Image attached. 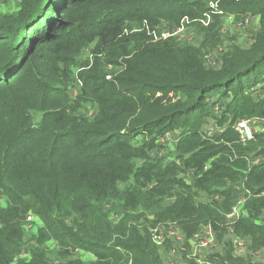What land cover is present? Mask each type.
<instances>
[{"label": "trees", "instance_id": "16d2710c", "mask_svg": "<svg viewBox=\"0 0 264 264\" xmlns=\"http://www.w3.org/2000/svg\"><path fill=\"white\" fill-rule=\"evenodd\" d=\"M221 3L257 15L259 27L250 46L229 50L218 68L206 67L199 50L177 52L171 39L154 36L161 20L206 12L198 0H20L15 13L0 14V264H52L42 248L48 240L65 253L91 252V264H165L150 225L176 220L187 238L203 222L222 227L243 180L257 197L248 199L250 214L264 210V164L248 163L252 152L264 154L259 135L243 146L228 130L216 143L198 132L208 99L214 105L229 92L221 115L264 116V102L245 94L264 88V0ZM91 44L93 63L77 74L83 86L73 103L66 84ZM110 64L118 69L107 78ZM89 103L93 118L84 114ZM175 129L174 160H152L156 141ZM189 169L196 177L186 185L179 176ZM196 192L215 197L200 201ZM106 206L123 213L117 223ZM29 212L43 225L31 258L14 260ZM232 232L264 247V220L241 216ZM219 262L250 264L230 253Z\"/></svg>", "mask_w": 264, "mask_h": 264}, {"label": "rangeland", "instance_id": "374dc122", "mask_svg": "<svg viewBox=\"0 0 264 264\" xmlns=\"http://www.w3.org/2000/svg\"><path fill=\"white\" fill-rule=\"evenodd\" d=\"M198 1L202 3L203 9H207L206 12H203L201 16L193 19L184 17L180 19L174 18L161 20L155 29L154 36L171 39L177 52H180L187 47L199 50L201 59L206 67L218 68L222 63L223 57L229 50L231 51L232 48L244 49L250 46L259 27L258 16L252 13L238 14L227 12L222 8L221 5L223 0ZM19 9L20 0H0V14L15 13ZM195 9L197 8L195 7ZM92 46L93 44L82 49L78 58L79 64L78 66H74L72 80L66 84L65 91L68 95V98L73 101V103L76 102L79 90L83 86V83L77 74L83 72L84 69H88L93 63V56L91 54ZM85 63L88 65L85 67H79V65ZM117 69L118 68L115 64H110L108 67L106 66V77L111 78ZM231 94L232 92H229L227 97L223 98L221 101H218L214 105H211L213 98L208 99V106L211 107L210 114L204 116L200 126L198 127L200 137L202 139L209 140L210 142H215L216 138L226 130L230 131L231 135L234 134V136L236 135V137H238L234 130L236 122L239 120H248L249 123L257 127L259 131L256 132L255 135H259V138L264 141V116L261 117L253 115L239 119H232L231 114L225 113L224 115H221V111L224 110V104L228 101H231ZM245 94L252 101L264 102V88L262 90L253 88V90L248 93L245 91ZM96 113V105L89 103L85 108L84 114L89 118H93ZM218 119H221L222 123H219ZM178 135L179 130L175 129L173 131L166 132L161 138H159L156 141L157 148L150 152L151 159H159L161 161L163 160L162 163H167L168 161L174 160L175 155L179 153L177 150ZM255 138L256 137L254 136L251 140L245 142H241L239 138H237V143L243 146L251 145L250 141L254 140ZM143 139L144 137H142L141 134H138L135 137V141L138 142L142 141ZM133 143L135 144L136 142ZM252 143L258 144V139ZM259 148L260 146L257 147V149ZM248 157H251L250 159L248 158V163L250 164H264V154L256 155V152H252ZM214 158L215 157L210 158L206 162L205 166L207 168L212 166ZM179 177H181V180L186 185L191 184L196 177L195 171L189 169L185 174H180ZM240 183V189L237 185L233 187L238 192H236L235 198L232 200L231 207L234 206L238 200H242V205L240 207L241 216L244 218H252L253 221L257 223L263 221L264 210H260L257 215L255 212L250 214L249 205H254L255 201L251 200L249 201V204L248 199H254L257 197H253L250 189H245V180L240 181ZM173 191H181V189L173 188ZM188 191L192 192L197 190ZM258 195H261L262 198L264 197V188L259 191ZM194 197L197 200L206 201L212 199V197L214 199L215 195L211 196L196 192ZM218 198L219 197L215 199L218 200ZM4 204L5 202L3 198L0 197V206ZM104 209L106 212L109 210V219L113 223H117L123 216L122 212L110 210L109 206H106ZM28 214L33 215L31 212ZM133 214H141V210L135 209L133 210ZM33 216L34 218L31 220V222H25L23 224V243L19 248V251L15 253L14 260H28L31 258L30 245H34V243H36L35 237L39 232V228L43 225L39 218H37L35 215ZM226 216L225 223L228 225V227H232L230 222L233 220ZM145 217L147 219H151L153 218V213L151 211H147L145 212ZM142 220L143 218H140L138 223ZM155 225L159 227L163 237L165 238V246L159 248V252L162 254L165 264H198L196 262L198 260L202 261L204 264L205 262L208 264H222L219 261L223 260V257H225L227 253L235 256V258H242L245 261L250 262V264H264V247L259 248L253 246L250 238L248 237H240L235 235L241 240H233V236L230 237L227 230L224 229L226 227L223 225V223L222 227L219 225L217 229L213 230L215 234L214 240L210 245H206L207 247L204 248L197 247V245L205 237L204 230L207 229L205 227L210 226L212 228L210 223L203 222L199 224L195 232V234H197L188 238L185 236L186 239L182 245L175 241V233H177V230L180 229L183 232V228L176 220L166 219L163 222H157L154 225H150V227ZM150 227H148L149 230L151 229ZM42 248L47 252L48 256H50L49 261L52 262V264H61L72 260L78 262L79 264H91L96 260V257L91 252L82 249L69 248L65 253V250H62V248L54 240L45 241ZM171 249H174V251L172 252ZM59 250H61V257H59L58 254ZM130 263L131 262L129 261L126 264Z\"/></svg>", "mask_w": 264, "mask_h": 264}, {"label": "built area", "instance_id": "2783aa9c", "mask_svg": "<svg viewBox=\"0 0 264 264\" xmlns=\"http://www.w3.org/2000/svg\"><path fill=\"white\" fill-rule=\"evenodd\" d=\"M234 130L238 135V138L241 142H245L248 140H251L254 136L256 132H259L257 127H255L254 125H252L251 123H249L248 120H239L238 122H236L235 126H234ZM242 205V200H238L235 205L231 208L230 213L227 214L226 217L231 218L233 221L230 222V224L232 225L239 217H241V213H240V207ZM34 218L33 215L28 214L26 217V222H31V220ZM227 225V224H226ZM228 227V225H227ZM207 229H205V237L204 239H202L197 247L200 248H204L207 247L206 245H210L215 237L214 231L210 226L205 227ZM228 235L233 236V240H241L240 238L236 237L233 235L232 232V227H228ZM152 239L154 244L158 247V248H162L165 246V238L163 237V234L161 232V230L159 229V227L153 229L152 231ZM175 241L182 245L183 242H185V235L184 233L178 229L177 233H175ZM197 234V233H196ZM194 234V236L196 235ZM193 236V237H194ZM189 240V239H188ZM171 251L173 252L174 249H171ZM198 264H204L202 261L198 260L196 261ZM205 264H208L207 262H205Z\"/></svg>", "mask_w": 264, "mask_h": 264}]
</instances>
